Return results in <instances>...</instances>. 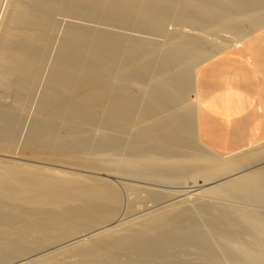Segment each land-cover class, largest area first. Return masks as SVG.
Listing matches in <instances>:
<instances>
[{"label": "bare ground", "instance_id": "6f19581e", "mask_svg": "<svg viewBox=\"0 0 264 264\" xmlns=\"http://www.w3.org/2000/svg\"><path fill=\"white\" fill-rule=\"evenodd\" d=\"M262 22L264 0H0V264H264V140L208 150L194 102L195 66Z\"/></svg>", "mask_w": 264, "mask_h": 264}, {"label": "crops", "instance_id": "0c3cea01", "mask_svg": "<svg viewBox=\"0 0 264 264\" xmlns=\"http://www.w3.org/2000/svg\"><path fill=\"white\" fill-rule=\"evenodd\" d=\"M260 24L195 66V135L218 155L264 140V22Z\"/></svg>", "mask_w": 264, "mask_h": 264}, {"label": "rangeland", "instance_id": "374dc122", "mask_svg": "<svg viewBox=\"0 0 264 264\" xmlns=\"http://www.w3.org/2000/svg\"><path fill=\"white\" fill-rule=\"evenodd\" d=\"M132 32L134 33L135 31H133L132 30ZM237 42V41H236ZM190 95L193 97V93H191L190 92ZM27 123H29L28 122V119H27V121L24 123V125L22 126L23 128H21V137L23 138L24 137V135H25V133H26V130H27ZM22 138H21V140H22ZM51 167H54V166H51ZM60 169H64V168H60ZM69 171V170H68ZM113 174L115 175V173H112L111 175H104V176H106V177H108V178H111V180H113V178H114V180H113V183L118 187V188H120L121 187V182H123V179H124V181H129L130 179H133L131 176L128 178L127 176H126V178H128V179H126V178H121V177H125L124 175L123 176H121V175H119V176H113ZM117 174V173H116ZM117 177V178H116ZM120 181H119V180ZM122 180V181H121ZM130 181H134V182H136L135 180H130ZM117 182V183H116ZM138 183L137 184H139V185H142L140 182L141 181H137ZM119 185H120V187H119ZM170 186H171V184H169V185H166V186H163L164 188H169V189H176V186H174L173 187V185L171 186V188H170ZM154 187H156V188H159V186H154ZM126 189V191H124ZM122 192L123 193H120V194H122V195H120V203L122 204L123 202H125L126 200H128L129 201V199H128V197L131 195L130 193L129 194H127L128 192H129V190L127 191V188H125ZM177 189H179V188H177ZM176 189V190H177ZM120 192H121V190H120ZM125 192H127V193H125ZM142 192V191H141ZM125 193V194H124ZM181 193V192H180ZM179 193V194H180ZM124 194V195H123ZM124 196V197H123ZM122 197H123V199H122ZM125 198H127V199H125ZM130 201H131V198H132V201H134V199L136 198H134V195H131L130 197ZM145 197H143L142 199L145 201V202H147V200H146V198L144 199ZM141 199V198H140ZM123 200V201H122ZM142 201V200H141ZM148 203V202H147ZM121 204H119V208L118 209H121L124 205L122 204V206H121ZM150 204V205H149ZM151 205H153V203L152 202H149L148 203V206H151ZM124 208V209H123ZM122 208V210L123 211H121L122 213L124 212V215L123 216H125V213H126V210H125V207H123Z\"/></svg>", "mask_w": 264, "mask_h": 264}]
</instances>
